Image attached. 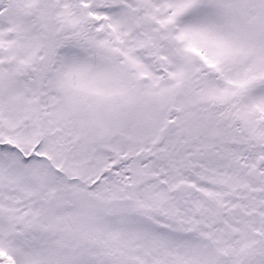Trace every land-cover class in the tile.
<instances>
[{
  "label": "snow or ice",
  "instance_id": "snow-or-ice-1",
  "mask_svg": "<svg viewBox=\"0 0 264 264\" xmlns=\"http://www.w3.org/2000/svg\"><path fill=\"white\" fill-rule=\"evenodd\" d=\"M0 264H264V0H0Z\"/></svg>",
  "mask_w": 264,
  "mask_h": 264
}]
</instances>
